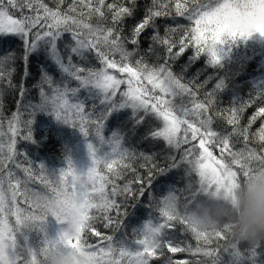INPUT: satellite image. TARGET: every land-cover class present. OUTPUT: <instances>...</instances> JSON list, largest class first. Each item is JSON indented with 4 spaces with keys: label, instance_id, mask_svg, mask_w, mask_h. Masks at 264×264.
<instances>
[{
    "label": "snow or ice",
    "instance_id": "6c2138e0",
    "mask_svg": "<svg viewBox=\"0 0 264 264\" xmlns=\"http://www.w3.org/2000/svg\"><path fill=\"white\" fill-rule=\"evenodd\" d=\"M80 2L84 3L85 0ZM95 3L96 6H93L92 0H87L85 6L89 9V14L94 12L103 17L105 0H95ZM106 7L112 11L113 24L108 27L86 23L83 12L80 13L79 18L72 15L71 13L76 11L75 8H69L68 12L62 13L59 7L50 9L43 0H0V36L12 35L22 40L25 63L29 56L43 51L46 58L53 61L62 73L79 82V86L72 89L67 85L63 88L59 85L53 87L52 77L44 72L43 83L49 86L52 95H46L41 88L43 103L29 106L32 111L29 113V119L24 121L28 131L23 138L27 141L32 140L31 126L37 112L50 113L58 121L66 124H69L71 113L80 118L78 125L73 123L71 126L78 127L85 137H89L87 125H94L95 139L100 145L97 147L94 142L88 144L92 164L86 171H78L69 159L67 169H61L58 173H49L43 165H40L35 173L32 167H25L22 169L25 174L22 180L12 170L7 169V162L14 161L16 156L15 138L21 123L18 114L11 118L9 131L12 137L7 146V154L0 155V264H47L49 252L60 247L86 250L92 264H122V262L149 264L150 259L161 258L163 264H189L188 261L174 262L170 256L165 255V248L170 253L187 251L194 256L200 254L212 257L213 264H221L218 250L202 247L199 242L208 245L213 239H227L225 232L198 231L179 213L173 214L166 207L161 206L159 201L153 204L151 194H149V208L156 207L159 218L154 222L150 212L149 219L142 228L134 230L141 238L132 241L131 245L117 242L114 246L111 243L113 237L108 236L104 238L109 241L107 248L97 249L86 244L82 234L85 229H91V222L97 219L95 215L90 214L92 210L103 214L102 218L107 221L106 227L111 225L112 218L108 213L113 208L118 210L119 205L115 200L110 199L107 191L109 184L112 185L111 196L131 194L130 185L120 189L114 179L98 171V166L103 163L111 177H119L121 169L131 167L125 161L135 156L133 152L122 147V137L118 133L113 132L109 140L101 134L104 121L114 112L130 108L137 124L143 121L144 116H154L162 121V127L153 131L151 135L154 138H162L169 146L179 148L181 144L199 140L198 155H196L197 146L193 145L192 148L185 150L181 158L190 166L189 173H194L198 177L195 187L189 182L185 188L176 189L186 203L202 194L229 198L240 182L247 179L253 166L264 163V154H257L254 150H233L231 140L233 135H242L245 141L248 139L247 129L241 132L238 128L235 110L232 117L227 120L229 125H233L231 133L213 130L212 117L207 113L214 103V93L209 94L206 102H197L193 99L191 107L188 106L179 112L174 109L171 99L174 95L180 93L194 98L195 93L182 83V78L177 77L169 67V61L183 54L189 45L196 48L195 56L199 57L207 50L212 58L211 62L216 63L219 60L216 46L226 43L228 38H247L257 32L264 35V0H222V2L221 0H176L175 14L186 16L194 26L186 29L188 32L186 41H181L177 52L173 51L175 44L154 35L152 40L166 45L168 55L164 63L151 67L142 60H136L135 66L129 62V58L134 53L125 48L126 38L121 36L120 30L116 27L124 17L134 15L136 0H130L129 6L108 4ZM167 7L168 5L161 0H153L152 5L145 10L144 19L133 28L130 43L137 45L138 37L142 32L148 27H155L156 17L168 16ZM24 8L32 10L34 15H24L22 11ZM10 9L20 11L21 15L15 17ZM38 26L41 30L33 32ZM65 32L70 33L72 40L75 41V44L70 46L68 64H65L57 44ZM30 34L31 39H29ZM149 51L152 49L150 48ZM88 53H95L104 67L99 70H86L72 64V55L86 59ZM117 54L120 57L119 61L113 58ZM11 59H14L12 53L0 58V80L8 79L9 86H11V71L6 66V62ZM109 69L127 74V78L118 79L109 73ZM85 72L86 74H83ZM145 81L151 85V91L145 86ZM121 84H126L127 88L120 93L121 102L117 104L114 98L120 91ZM80 89L87 90L90 98L99 99L100 105L103 106L95 120H92L94 113L84 112L83 101L77 99L76 102L69 103V92L73 97H77ZM96 107L94 104L93 108ZM141 112L144 116L139 115ZM261 114H264V108H260L257 113V115ZM258 138L259 141L264 142V126L260 128ZM209 143L219 147L221 158L214 156L207 146ZM224 153L230 157V162L224 158ZM15 166L21 167L19 164ZM172 167L177 165L174 164ZM163 171L162 169L161 173ZM45 173L47 175H44ZM37 179L47 189V193L28 188L29 181L34 182ZM137 180L139 182V178ZM139 194L144 195L143 187L139 190ZM18 197H22L28 207H21ZM50 215L59 223H67V228H62L55 237H49L43 226ZM177 224L191 231L198 242L194 249L190 246L180 247L175 243L172 233ZM22 229L44 233L42 241L33 247L27 243L25 236V242L21 243L19 236ZM95 235L99 236L100 233L96 232ZM231 248L230 257L240 258L241 253L236 245H231ZM224 250L229 251L228 248ZM258 255L255 245L250 249L248 257L250 264H264V261H258ZM228 264H238V261L230 259Z\"/></svg>",
    "mask_w": 264,
    "mask_h": 264
},
{
    "label": "trees",
    "instance_id": "16d2710c",
    "mask_svg": "<svg viewBox=\"0 0 264 264\" xmlns=\"http://www.w3.org/2000/svg\"><path fill=\"white\" fill-rule=\"evenodd\" d=\"M93 6H96L95 0H92ZM167 4L168 16H160L155 18V27H148L138 37V44L130 43L133 28L144 19L145 10L151 6L153 0H136V10L133 16H126L116 25L120 30V34L125 39V48L134 54L129 58V62L135 66L136 60H142L145 64L156 66L165 62L167 57L166 45L154 42L152 37L158 35L162 39H167L175 44L174 52L179 51L182 40L186 41L188 32L186 29L194 26L186 16H177L175 14L176 0H161ZM50 9L59 7L62 13L68 12L69 8H75L76 11L71 13L79 18L83 12V19L86 23L93 26L103 25L105 27L112 26V11L106 7L108 4H116L117 6H129L130 0H105L103 8L104 16L100 17L96 13L89 14V9L85 6L87 0L81 3L80 0H43ZM191 7V4H189ZM13 11L15 17L21 15L20 11ZM24 15H34V12L28 8H24ZM42 14V13H41ZM41 30L39 26L33 29V32ZM32 36L30 34L29 39ZM58 49L65 64H68V47L75 44L71 34L65 32L61 39L57 42ZM67 46V47H66ZM152 51H149V49ZM218 62L212 63L211 56L205 50L199 57L195 56L196 48L189 45L183 54L178 55L169 61L170 70L177 77H181V82L186 84L193 93L194 98L189 95L177 93L172 99L173 107L177 111H181L186 107H191V101L195 99L197 102H206L210 93H214V103L209 108L207 115L212 117V128L217 132L231 133L233 125H229L227 120L232 117L233 110L238 119V128L242 132L247 129L248 139L244 140L242 135H233L231 137L233 150H254L257 154H264V142L259 141L258 133L264 126V114L257 115L260 108H264V35L253 33L247 38H228L224 44L216 46ZM12 53L14 59L8 60L6 66L11 71V86L8 79L0 80V155L7 154V146L12 137L9 131V121L14 115H19L20 125L19 133L16 136V156L14 161L7 162V169L17 174H21L19 178H25L23 168L32 167L33 172L38 171V167L43 165L49 173H58L61 169H67V163L70 159L73 166L78 171H86L92 164L88 144L94 142L100 147L98 140L95 139L94 125H87L89 137H85L78 127L71 126L73 123L79 124L80 118L70 113L69 124L60 123L54 115L47 112H37L34 116L32 128V140L27 141L23 137L27 135V127L24 121L29 119V113L32 111L30 105L35 106L43 103L40 95L43 88L46 95L51 96L52 91L46 83H43V74L46 72L53 79V87L59 85L63 88L67 85L69 89L77 88L79 82L68 74L62 73L57 65L46 58L43 51H38L29 56L25 63L24 45L21 39L15 36H0V58L6 54ZM120 60L119 55L115 57ZM72 64L83 67L86 70H99L104 67L96 58L95 53H88L86 59H81L72 55ZM110 74L121 75L127 78V74H122L115 69L108 70ZM83 74H86L83 73ZM219 85V87H218ZM151 91V85H145ZM23 92V95H21ZM114 98L116 103L121 102L120 93ZM69 103L83 101L85 104L84 112L94 113L92 120H95L103 108L99 103V99H92L85 89H80L77 97H73L71 92L68 94ZM97 107L94 109L93 105ZM139 115L144 116L141 112ZM253 117L255 119L253 120ZM62 122V121H61ZM162 121L156 119L152 115L144 116L141 123L137 124L132 116V110L122 109L114 112L106 121L102 135L106 140L112 138L113 132L118 133L122 137V147L128 149L135 154L133 159L125 161L131 167L121 169V175L113 178L107 172L104 164L98 166V171L108 175L110 179H114L115 184L123 189L125 185H130L131 194L123 193L111 196L112 185L107 186L110 199L116 201L119 209L113 208L108 215L112 218V223L105 226L107 221L102 217L103 214L92 210L90 214L95 215L97 219L91 222V229H85L82 234L88 245L93 248H107L109 241L105 237H113L112 244L115 246L117 242L129 243L141 238L134 230L142 228L143 224L149 219V213L155 222L159 218V211L156 207L149 208V194L152 196V202L155 204L158 197L163 195L170 187L175 189H183L191 182L195 187L198 177L194 173H189V165L182 161L185 150L192 148L194 142L197 144L199 140L189 144H181L179 148L169 146L162 138H154L151 133L160 129ZM218 159L221 158V152L216 144L209 143L207 145ZM143 154V155H141ZM224 158L229 160L230 157L224 153ZM149 157V159H145ZM21 167L17 168L15 165ZM177 167H172L173 165ZM115 167V166H114ZM6 169V170H7ZM164 170L161 173V170ZM235 170V166H234ZM44 175H47L45 173ZM17 176V175H16ZM139 178V182L137 180ZM70 179V177H66ZM30 183V181H29ZM28 183V184H29ZM143 187L144 195L139 194V190ZM32 191L47 193V189L39 179L31 181ZM179 193V192H178ZM180 194V193H179ZM21 207H28L23 202L22 197H18ZM14 220V218H12ZM45 232L49 237H55L62 228H67V223H59L53 216H48L44 222ZM99 232L100 235H95ZM175 243L180 247L197 246L193 234L190 230H185L184 226L177 224L173 230ZM44 233L38 230L22 229L19 236L21 243H24V237H27V243L30 246H37L43 239ZM202 247L217 249L221 258V264H228L230 259H237L238 264H250L248 257L250 256V245L246 241H240L227 236V239H213L208 245ZM235 244L238 250H241V258L230 257L231 245ZM219 246V247H218ZM228 248L229 251L224 249ZM165 255L170 256L174 262L188 261L189 264H213L212 257H205L197 254L192 255L190 252L170 253L167 248L164 249ZM258 261H264V241L256 245ZM39 259V257H38ZM124 264V262H122ZM149 264H163V258L150 259Z\"/></svg>",
    "mask_w": 264,
    "mask_h": 264
},
{
    "label": "clouds",
    "instance_id": "9594fccd",
    "mask_svg": "<svg viewBox=\"0 0 264 264\" xmlns=\"http://www.w3.org/2000/svg\"><path fill=\"white\" fill-rule=\"evenodd\" d=\"M158 201L173 214L182 215L198 231H222L230 238L253 246L264 241V163L254 165L247 179L242 180L227 199L202 194L186 203L175 187H170ZM47 264L92 262L86 250L60 247L49 252Z\"/></svg>",
    "mask_w": 264,
    "mask_h": 264
},
{
    "label": "rangeland",
    "instance_id": "374dc122",
    "mask_svg": "<svg viewBox=\"0 0 264 264\" xmlns=\"http://www.w3.org/2000/svg\"><path fill=\"white\" fill-rule=\"evenodd\" d=\"M221 2H222V0H221ZM10 36H12V35H10ZM68 50H69V52H70V47H68ZM113 75H115L118 79H126L125 77L123 78L121 75H119V76H117L116 74H113ZM145 85H148L146 81H145ZM120 88H121L123 91H125L126 88H127V85H126V84H121V85H120ZM178 112H179V111H178ZM60 123H63V122L60 121ZM159 126H160V128H161V127H162V123H161ZM181 135H182V133H181ZM194 145L197 146L196 155H198V152H199L198 144H197L196 142H194ZM190 158H192V157H190ZM14 173H15V175H17L18 177L21 176V174H19V173L17 174V171L14 172ZM28 188L31 189V181H30V183L28 184ZM231 251H232V249H231ZM239 251H240V253H241L242 249L239 250ZM242 257H243V255H241V258H242Z\"/></svg>",
    "mask_w": 264,
    "mask_h": 264
}]
</instances>
